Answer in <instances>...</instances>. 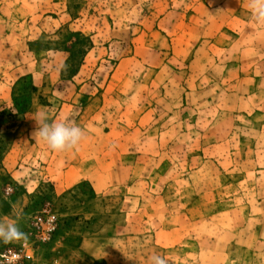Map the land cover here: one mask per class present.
Instances as JSON below:
<instances>
[{
  "label": "rangeland",
  "instance_id": "1",
  "mask_svg": "<svg viewBox=\"0 0 264 264\" xmlns=\"http://www.w3.org/2000/svg\"><path fill=\"white\" fill-rule=\"evenodd\" d=\"M41 114L86 138L50 150ZM45 209L58 225L41 244L29 225ZM0 221L29 237L0 242V260L264 264V24L249 0H0Z\"/></svg>",
  "mask_w": 264,
  "mask_h": 264
},
{
  "label": "clouds",
  "instance_id": "2",
  "mask_svg": "<svg viewBox=\"0 0 264 264\" xmlns=\"http://www.w3.org/2000/svg\"><path fill=\"white\" fill-rule=\"evenodd\" d=\"M249 8L255 20L264 24V0H249ZM37 127L33 136L39 137L47 147L56 152L75 149L86 138L85 130L74 121L49 122L46 115L41 114L35 120ZM7 192L8 189H5ZM28 234L21 230L18 223L0 221V242L4 244L23 241L27 243ZM15 260H19L17 255ZM11 264V261L9 262ZM150 264H168V260L160 255H152Z\"/></svg>",
  "mask_w": 264,
  "mask_h": 264
},
{
  "label": "built area",
  "instance_id": "3",
  "mask_svg": "<svg viewBox=\"0 0 264 264\" xmlns=\"http://www.w3.org/2000/svg\"><path fill=\"white\" fill-rule=\"evenodd\" d=\"M58 225L56 214L49 209H45L40 214L35 216L29 225L30 235L36 236L37 242L46 244L53 239ZM19 256L20 259L17 261L14 259L15 256ZM29 256L27 255L24 248L17 250H9L1 256L0 264H25L28 261Z\"/></svg>",
  "mask_w": 264,
  "mask_h": 264
},
{
  "label": "trees",
  "instance_id": "4",
  "mask_svg": "<svg viewBox=\"0 0 264 264\" xmlns=\"http://www.w3.org/2000/svg\"><path fill=\"white\" fill-rule=\"evenodd\" d=\"M67 71H68L69 73H72L73 69H72V68H69V69H67Z\"/></svg>",
  "mask_w": 264,
  "mask_h": 264
}]
</instances>
